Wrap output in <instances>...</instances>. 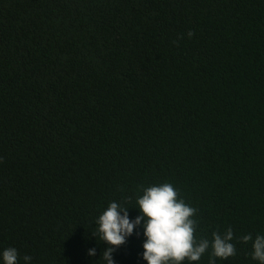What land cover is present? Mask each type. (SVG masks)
<instances>
[{
    "label": "trees",
    "instance_id": "16d2710c",
    "mask_svg": "<svg viewBox=\"0 0 264 264\" xmlns=\"http://www.w3.org/2000/svg\"><path fill=\"white\" fill-rule=\"evenodd\" d=\"M162 182L197 239L232 228L215 264H256L240 238L264 234V0H0V249L101 264L95 218L112 201L134 218ZM138 231L115 264H144Z\"/></svg>",
    "mask_w": 264,
    "mask_h": 264
},
{
    "label": "clouds",
    "instance_id": "9594fccd",
    "mask_svg": "<svg viewBox=\"0 0 264 264\" xmlns=\"http://www.w3.org/2000/svg\"><path fill=\"white\" fill-rule=\"evenodd\" d=\"M187 35L191 38L192 32ZM129 208L126 202L112 201L95 218L92 235L105 244L98 259L101 264H115L113 253L137 229V235H142L140 258L144 264H199L205 253H210L208 264H215L216 260H227L236 253L231 227L223 234L214 231L210 239L196 238L197 210L180 198L170 182L142 188L135 198V206L131 207L138 213L134 218L129 216ZM240 241L251 242V259L256 264H264V234H246ZM96 254L95 247L87 251L88 257ZM22 260L23 264H31L32 257L25 255ZM0 264H21L18 250L0 249Z\"/></svg>",
    "mask_w": 264,
    "mask_h": 264
}]
</instances>
